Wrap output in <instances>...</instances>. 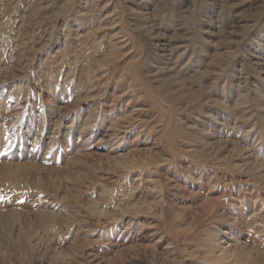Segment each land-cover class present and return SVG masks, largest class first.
<instances>
[{"label":"rangeland","instance_id":"rangeland-1","mask_svg":"<svg viewBox=\"0 0 264 264\" xmlns=\"http://www.w3.org/2000/svg\"><path fill=\"white\" fill-rule=\"evenodd\" d=\"M0 264H264V0H0Z\"/></svg>","mask_w":264,"mask_h":264},{"label":"bare ground","instance_id":"bare-ground-1","mask_svg":"<svg viewBox=\"0 0 264 264\" xmlns=\"http://www.w3.org/2000/svg\"><path fill=\"white\" fill-rule=\"evenodd\" d=\"M166 46V45H165ZM168 47V46H167ZM228 246H230L229 244H228Z\"/></svg>","mask_w":264,"mask_h":264}]
</instances>
